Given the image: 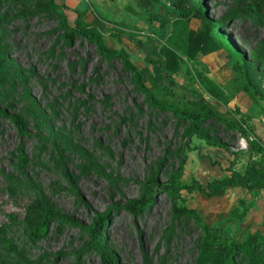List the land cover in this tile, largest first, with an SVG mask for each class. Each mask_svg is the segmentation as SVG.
<instances>
[{"label": "rangeland", "instance_id": "obj_1", "mask_svg": "<svg viewBox=\"0 0 264 264\" xmlns=\"http://www.w3.org/2000/svg\"><path fill=\"white\" fill-rule=\"evenodd\" d=\"M161 1L186 10L196 0ZM56 2L70 25L76 9L83 11V19L101 31L105 43L136 64L159 100L186 107L202 95L212 102L193 83L187 65L163 76L161 65L149 59L159 58L174 16L171 8L154 9L149 0ZM204 2L264 96V26L248 17L253 5L256 14L264 16V0ZM1 13L9 20L0 24V264H102L101 252L93 247L97 238H104L101 245L119 264H193L200 228L174 214L163 187L148 208L137 213L127 208L140 196L147 177L168 184L187 151L186 121L153 106L119 58L101 55L94 43L80 37L65 42L59 16L39 11L35 0L9 1ZM199 59L230 96L228 107L238 116L235 108L240 107L232 102L252 101L233 88L236 67L221 49ZM12 116L21 117L22 131ZM232 118L227 114L229 122ZM204 126L220 143L238 151L233 165L237 177L248 175L245 138L220 121L208 120ZM189 138L191 147L199 148L204 141ZM57 148L63 149L69 176L58 165ZM214 157L212 166L220 164L222 156ZM209 164L201 172L211 170ZM191 175L185 161L180 181L189 183ZM41 193L56 218L34 238L24 216ZM219 195L205 199L197 191H181L179 201L196 208L205 200L211 209L204 218L213 220L212 228L228 239H245L250 233L235 226L232 216H223L230 207L228 201L224 204V194ZM94 224H100L99 237L91 229Z\"/></svg>", "mask_w": 264, "mask_h": 264}, {"label": "trees", "instance_id": "obj_2", "mask_svg": "<svg viewBox=\"0 0 264 264\" xmlns=\"http://www.w3.org/2000/svg\"><path fill=\"white\" fill-rule=\"evenodd\" d=\"M9 1L17 0H0V9ZM154 9L160 6L171 8L174 16L169 22V33L163 39L159 46V58L149 57L150 61L158 63L162 67L163 76H168L180 69L182 64L189 67L193 83L198 87L199 91L211 99L212 102L206 101L203 96H199L190 106L177 107L172 103L159 100L154 90L147 86L143 81L141 70L133 63L125 54L118 49L109 47L102 36L101 31L93 24L87 23L83 19L84 12L76 9L73 24H68L62 7L56 0H35L36 7L39 11H44L49 15L57 14L60 18L62 27L65 29V42L71 37H80L86 41L94 43L101 55L110 58L117 57L120 59L123 67L132 75L134 84L139 92H141L151 104L160 109L171 112L177 117L186 121L183 129V136H186V149H191L189 137L197 136L203 139L208 145L217 146L225 149L232 155L227 169L231 174L220 180L211 179L207 184H202L192 178L188 184L180 181V175L183 172L184 164L187 158L183 154L178 166L172 170L168 177V184L162 185L155 176L147 177L142 186L140 196L130 201L127 208L132 212H140L142 209L148 208L149 204L156 197L157 193L164 188L165 194L172 201V210L176 215H182L192 219L200 228L198 249L193 264H264V235L259 231L250 233L245 239L235 240L220 234L218 229L212 228L205 223L200 214L192 207L179 201L181 191L191 193L199 191L200 193L210 196L212 183L217 181L223 182L225 185L243 186L247 190H255L264 188V141L255 134L248 125L251 117L240 112L235 108L238 116L234 115L228 103L230 96L225 93L220 84L208 75V69L200 62V56L211 53L216 50H223L231 63L236 67V77L234 78L235 90L245 93L254 103L264 102L262 92L251 81L245 62L234 52L229 42L225 39L223 31L219 27V23L214 21L208 14L204 0H196L189 9H180L175 3L166 5L161 0H149ZM248 17L252 22L264 26V16L256 14V7H250ZM97 16V13L94 12ZM192 19H199L202 24L198 30L190 27ZM9 17L0 14V24L7 22ZM213 31L214 35L213 36ZM216 105L222 106L226 114L219 112ZM3 112V111H1ZM232 115V121L227 120ZM16 127L22 131L23 122L21 117L12 116ZM208 120H216L222 122L227 128L236 130L245 138L246 150L245 154L249 158V167L256 173L255 178H247L244 175V182H241L235 175L233 165L238 158V151L231 150L225 144L220 143L217 139L209 134V129L204 125ZM210 128V127H209ZM63 149L57 148L58 165L64 171L66 176L69 174L64 169V158L62 156ZM18 155L21 161L25 160L22 149H18ZM56 218V212L49 199L43 193L39 194L25 210L24 223L28 233L37 238L41 236L47 229L48 224ZM94 224L92 231L94 235H98V226ZM104 239V238H103ZM103 239L97 238L93 247L101 252L102 264H119L118 258L101 245ZM12 249H15L11 244Z\"/></svg>", "mask_w": 264, "mask_h": 264}, {"label": "crops", "instance_id": "obj_3", "mask_svg": "<svg viewBox=\"0 0 264 264\" xmlns=\"http://www.w3.org/2000/svg\"><path fill=\"white\" fill-rule=\"evenodd\" d=\"M193 23L194 25H196L195 28H192L194 30H198L202 24L199 19H192L190 22V27ZM232 103L236 104L237 107H240L239 110L242 113H246L251 117V119L248 121V125L252 128L255 134L261 137V139L264 141V102ZM190 148L191 149H187L186 151V171L188 173H192V175L190 176L191 179L194 178L202 184H207L213 178H215L216 180H220L221 178L227 177L231 174V172L227 169V166L229 161L232 159V155L227 151L225 152V149L223 150L220 147L208 145L204 141L199 146V148L191 146ZM219 155L222 156L220 159L221 161H219L220 164H215L214 166L209 164L210 159H214V156ZM206 163L210 165L211 170L201 172L200 168L205 167ZM215 168H217L218 170L216 171ZM248 170L250 171L248 175H246V177L250 179L255 178L256 173H254L251 168H248ZM234 175L237 177V172L234 171ZM237 178L241 182H244V178H240L239 176ZM186 184L188 183L186 182ZM210 188L212 190V195H205V199H209V197L213 195L220 194L219 196H221L224 194V204L228 201L227 204L230 208L223 214V216H225V214L227 215L226 217L232 216L235 226H239L245 233L259 231L264 235V188L247 190L243 186L225 185L220 181L212 183ZM197 192L200 193L199 191ZM231 194L233 198L231 197ZM207 205L205 204L204 200L203 203H200V205L194 209L200 214L205 223L212 226V224H214L213 220H211L212 222H209L207 220L205 221L204 218L205 215L208 216L211 209V207ZM211 212H213L214 214L217 211L214 210Z\"/></svg>", "mask_w": 264, "mask_h": 264}]
</instances>
